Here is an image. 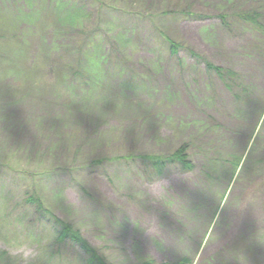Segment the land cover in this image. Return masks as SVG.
I'll use <instances>...</instances> for the list:
<instances>
[{
	"label": "rangeland",
	"instance_id": "rangeland-1",
	"mask_svg": "<svg viewBox=\"0 0 264 264\" xmlns=\"http://www.w3.org/2000/svg\"><path fill=\"white\" fill-rule=\"evenodd\" d=\"M251 12L264 30V0H0V238L53 239L38 198L113 264H264ZM207 65L239 75L237 98ZM180 151L193 170L139 161Z\"/></svg>",
	"mask_w": 264,
	"mask_h": 264
},
{
	"label": "trees",
	"instance_id": "trees-1",
	"mask_svg": "<svg viewBox=\"0 0 264 264\" xmlns=\"http://www.w3.org/2000/svg\"><path fill=\"white\" fill-rule=\"evenodd\" d=\"M260 14L256 13H243L240 16V19L244 21L246 25L254 26V28L259 29L263 34L264 30L262 29L263 25L261 21L259 20ZM224 19V17H221ZM171 52L174 53L178 51L177 47L175 48L172 44ZM208 69L214 74L216 77H218L224 84V86L234 95L236 98L238 95H236V92L233 91V85L235 84H241V78L239 75L232 71V70H225L224 68H220L214 65H207ZM247 88V87H246ZM244 89L243 92H246L248 89ZM242 93H240L241 95ZM182 151H180L178 154L173 156H153L148 157L146 155L139 156V161L144 164V166H147L151 169L156 175H162L165 171V169L173 164H180L179 166H182V168L186 171L193 170V167L190 168V166H187V163L185 160H182L183 158L177 155H181ZM132 159V158H131ZM181 161V162H180ZM242 159L236 156L232 157V164L234 166V170L238 169L241 165ZM31 204L36 206V213L42 218L44 221V225H47L52 234L53 239L50 244V249L52 250L51 256L54 257V254L57 256H61L62 252L67 249V247L73 246L77 248L81 253V262L80 264H113L109 261L107 262L106 258L99 254V252L95 251L92 247L89 246L88 242L81 237V232L74 227L71 226V224L64 222L60 218L56 217L53 213L48 211L45 207H43L42 203L38 200V198H33V201H31Z\"/></svg>",
	"mask_w": 264,
	"mask_h": 264
},
{
	"label": "clouds",
	"instance_id": "clouds-1",
	"mask_svg": "<svg viewBox=\"0 0 264 264\" xmlns=\"http://www.w3.org/2000/svg\"><path fill=\"white\" fill-rule=\"evenodd\" d=\"M86 238L83 235H80ZM52 240L41 237L37 239L23 224L17 225L10 237L0 238V256L8 264H73L63 256L49 255L48 245Z\"/></svg>",
	"mask_w": 264,
	"mask_h": 264
}]
</instances>
